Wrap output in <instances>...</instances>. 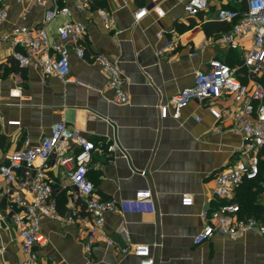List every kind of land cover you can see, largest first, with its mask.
<instances>
[{"label": "crops", "instance_id": "1", "mask_svg": "<svg viewBox=\"0 0 264 264\" xmlns=\"http://www.w3.org/2000/svg\"><path fill=\"white\" fill-rule=\"evenodd\" d=\"M185 1L93 0L89 10H73L71 18L87 26L86 55L102 53L121 70L126 103L114 101L97 63L82 61L71 51L69 81L54 75L43 80L38 70L20 66L12 57L11 42L0 40V163L26 141L37 143L55 121L65 120L96 145L88 171L95 193L118 204V210L104 220L105 232L115 245L98 242L86 250L84 229L75 217L69 218L76 207L83 214V205L79 200L71 202L67 192L73 188L52 160L47 173L60 217L41 218L47 238L39 249L43 259L54 264H138L139 257L132 250L122 253L120 248L144 244L150 247L154 264H264V238L257 232L236 239L215 234L200 244L192 240L204 223L201 212L220 201L213 194L215 175L246 159L241 134L231 129L228 118L241 101L227 94L213 100L223 114L219 121L197 100L182 108L177 118L170 113L161 117L158 105L169 103L177 91L191 85L194 72L206 69L212 58L239 66L252 36L248 33L222 42L228 30L216 23L218 8L244 12L245 1L209 0L208 8L195 16L184 13ZM25 6L7 3L0 34L13 23L41 21L42 6L32 5L23 13ZM142 7L146 13L135 20ZM98 9L104 10L105 19ZM63 19L46 25L50 40ZM210 22L207 33L204 25ZM225 22L232 26L234 21ZM112 143L115 149L108 151ZM262 150L260 175L239 185L230 201L240 205L242 216L264 224ZM138 190H149L151 195L136 200ZM183 194L192 196L190 205L182 204ZM0 245L4 247L0 264H21L20 238L7 219L0 220Z\"/></svg>", "mask_w": 264, "mask_h": 264}, {"label": "built area", "instance_id": "2", "mask_svg": "<svg viewBox=\"0 0 264 264\" xmlns=\"http://www.w3.org/2000/svg\"><path fill=\"white\" fill-rule=\"evenodd\" d=\"M0 0V23L7 18V3H27L23 13L30 11L32 5L42 6L43 16L39 23H13L0 34V40H7L14 45L12 57L23 67L31 66L38 70L44 80L54 75L62 81H69L71 51L82 61L97 63L106 75L105 86L114 93V101L128 102L125 80L116 62L102 53L86 55L87 26L83 21L72 19L73 10L86 11L93 0ZM246 3V10L220 7L216 18L222 21H234L231 28L222 37V42H231L238 36L251 34V46L242 57L239 66L231 67L224 61L212 58L204 70L194 72L193 83L177 91L169 103L158 105L161 117L169 113L177 118L180 110L192 100L204 102L209 113L216 121L223 118L213 100L223 95H231L241 101V106L231 111V129L240 132L244 161H235L215 175L214 197L219 203L207 211H202L203 226L193 235V242L200 244L215 234L236 239L247 232H257L264 238V224L253 217L242 216L240 205L231 202L234 190L245 180L258 176L260 150L264 148V86L259 78L264 73V0H241ZM209 0H186L183 11L188 16H195L206 10ZM73 8V9H72ZM147 9L142 7L135 13L139 20ZM105 19L103 9L97 10ZM64 18L56 26V37L49 39L46 25L58 18ZM108 25V22H106ZM239 70V73L237 72ZM246 78V82L242 81ZM96 148L80 129L68 125L65 120L55 121L49 132L43 134L35 144L25 142L24 146L14 150L5 163H0V220H8L20 238L21 264H54L40 256L39 249L47 238L41 230V218H59L54 199L52 180L47 171L53 160L65 173L73 188L68 191L72 203L79 200L83 205V214L76 207L70 211L79 221L86 233V250L92 245L104 242L115 245L107 235L104 220L107 214L116 212L118 204L112 199H101L94 184L88 178L92 151ZM115 145L109 144L108 151ZM30 194V198L26 195ZM149 190H138L136 200L147 199ZM182 204L190 205L192 196L183 194ZM133 252L139 257L138 264H154L150 247L135 244L120 248L122 253ZM4 247L0 245V256Z\"/></svg>", "mask_w": 264, "mask_h": 264}, {"label": "trees", "instance_id": "3", "mask_svg": "<svg viewBox=\"0 0 264 264\" xmlns=\"http://www.w3.org/2000/svg\"><path fill=\"white\" fill-rule=\"evenodd\" d=\"M211 23H212V22L207 23V24L204 25V28H205V30H206L207 33H209L210 30H211V27H210ZM216 23H218V24H219V28H221V29L224 30V31L229 30V29L231 28V26H230L227 22H225V21H221V20L219 21V20H217ZM220 24H221V25H220ZM217 27H218V25H217ZM10 59L14 60L13 58H10ZM14 61H15V60H14ZM259 80L261 81L262 84H264V75H262V76L259 78ZM0 145H2V142H0ZM262 149L264 150V148H262ZM262 149H261V150H262ZM263 150H262V151H263ZM260 172H261V170H260V161H259V173H258V176L260 175ZM258 176H257L256 178H254V179H251V180H245L244 182H250V181H252V180H255V179L258 178ZM240 185H241V184H240ZM240 208H241V207H240Z\"/></svg>", "mask_w": 264, "mask_h": 264}]
</instances>
